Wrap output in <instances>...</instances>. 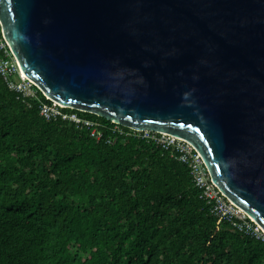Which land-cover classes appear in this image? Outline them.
Wrapping results in <instances>:
<instances>
[{"label":"water","instance_id":"obj_1","mask_svg":"<svg viewBox=\"0 0 264 264\" xmlns=\"http://www.w3.org/2000/svg\"><path fill=\"white\" fill-rule=\"evenodd\" d=\"M0 26L47 98L184 139L264 230V0H0Z\"/></svg>","mask_w":264,"mask_h":264},{"label":"trees","instance_id":"obj_2","mask_svg":"<svg viewBox=\"0 0 264 264\" xmlns=\"http://www.w3.org/2000/svg\"><path fill=\"white\" fill-rule=\"evenodd\" d=\"M31 91L0 74V264H264V240L211 214L181 153L93 113L46 119L53 101Z\"/></svg>","mask_w":264,"mask_h":264},{"label":"built area","instance_id":"obj_3","mask_svg":"<svg viewBox=\"0 0 264 264\" xmlns=\"http://www.w3.org/2000/svg\"><path fill=\"white\" fill-rule=\"evenodd\" d=\"M0 74L11 89L21 91L24 94H33L32 92L29 93L27 91V89L31 90V85L33 83L22 74L18 62L2 33L1 26ZM14 75L19 77L17 82L14 81ZM19 81L27 82L29 84L28 88H22L19 84ZM53 103L55 102L53 101ZM53 103L52 105H43L40 109V114L46 119L56 118L58 115H61L62 118H69L75 123H80L82 121L77 114H62L61 109H63L65 106L57 102L55 104ZM84 123L88 126L93 125L89 121H84ZM115 130H119V128L115 127ZM135 132H137V135L141 138L151 139L164 147L171 146L175 149V151L181 153L179 158L182 161L187 162L191 168V174L193 176L194 183L201 191L200 197H203L205 200H207V203L210 206V212L213 216L229 221L234 227H237L241 230L246 229L256 237L264 240V230L239 207H237L222 194L219 188L212 182L201 155L187 141L161 131L144 130ZM201 166L206 169L204 173L200 169Z\"/></svg>","mask_w":264,"mask_h":264},{"label":"rangeland","instance_id":"obj_4","mask_svg":"<svg viewBox=\"0 0 264 264\" xmlns=\"http://www.w3.org/2000/svg\"><path fill=\"white\" fill-rule=\"evenodd\" d=\"M19 80V77L17 76V75H14V81H18ZM19 84L21 85V87L22 88H28V86H29V84L27 83V82H21V81H19ZM19 85V86H20ZM27 91L29 92V93H31L32 91L30 90V89H27ZM55 102V101H54ZM56 103V102H55ZM55 103H53V104H55ZM66 107V106H65ZM200 169H201V171L204 173V171L206 170L204 167H200Z\"/></svg>","mask_w":264,"mask_h":264},{"label":"bare ground","instance_id":"obj_5","mask_svg":"<svg viewBox=\"0 0 264 264\" xmlns=\"http://www.w3.org/2000/svg\"><path fill=\"white\" fill-rule=\"evenodd\" d=\"M22 72V71H21ZM22 74H23V72H22ZM24 75V74H23Z\"/></svg>","mask_w":264,"mask_h":264}]
</instances>
